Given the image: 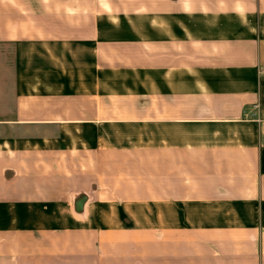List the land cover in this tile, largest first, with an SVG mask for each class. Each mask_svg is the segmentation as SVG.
Here are the masks:
<instances>
[{
    "label": "crops",
    "instance_id": "obj_1",
    "mask_svg": "<svg viewBox=\"0 0 264 264\" xmlns=\"http://www.w3.org/2000/svg\"><path fill=\"white\" fill-rule=\"evenodd\" d=\"M0 48V264H264V0H0Z\"/></svg>",
    "mask_w": 264,
    "mask_h": 264
},
{
    "label": "rangeland",
    "instance_id": "obj_2",
    "mask_svg": "<svg viewBox=\"0 0 264 264\" xmlns=\"http://www.w3.org/2000/svg\"><path fill=\"white\" fill-rule=\"evenodd\" d=\"M15 52L16 49L13 50L11 48H0V72L8 73L11 70H7L8 69H12V66L10 64H5L7 61H10L11 59L14 60V56H15ZM6 67V68H5ZM6 75V74H5ZM4 89H8L9 92L13 90V81L11 80V77H8L6 75V81H4ZM3 107H6L7 109L10 108L11 106V102L13 101L12 96H3Z\"/></svg>",
    "mask_w": 264,
    "mask_h": 264
},
{
    "label": "built area",
    "instance_id": "obj_3",
    "mask_svg": "<svg viewBox=\"0 0 264 264\" xmlns=\"http://www.w3.org/2000/svg\"><path fill=\"white\" fill-rule=\"evenodd\" d=\"M257 107L258 105H254L252 109H256ZM245 117L250 120H255V121L259 119L257 114L254 112V110H248V111L246 110Z\"/></svg>",
    "mask_w": 264,
    "mask_h": 264
}]
</instances>
